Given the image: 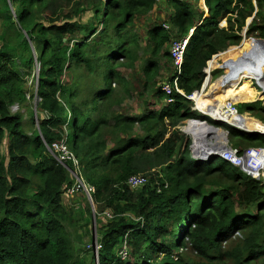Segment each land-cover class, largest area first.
I'll use <instances>...</instances> for the list:
<instances>
[{
  "label": "trees",
  "instance_id": "trees-1",
  "mask_svg": "<svg viewBox=\"0 0 264 264\" xmlns=\"http://www.w3.org/2000/svg\"><path fill=\"white\" fill-rule=\"evenodd\" d=\"M165 1L179 8L168 17L170 30L160 23L147 28L145 49L150 56L142 66L146 84L158 75L160 59L172 65L165 48L173 37L189 35L180 73L171 69L164 81L178 77L185 94L199 89L203 68L213 54L240 43V32L251 16L240 52L251 55L264 45V0H204L208 9L204 17L203 10L195 11L190 3ZM0 4V15L7 23V30L0 34V264H84L69 234V227L86 224L82 209H66L62 201L73 179L48 150L59 141L75 154L80 175L96 189L98 264L264 261V185L223 159L191 157L189 139L177 126L186 118L204 116L191 110L189 99L173 90L172 101L159 109H147L140 116L116 115L113 123L107 116L115 92L112 84L123 85L129 92L118 68L132 67L139 58L134 20L151 11L153 0H0ZM66 7L72 8L70 13L64 12ZM86 11H90L89 21H82L78 14ZM223 19L225 25L220 26ZM234 53L230 48L217 57L222 55L229 62ZM256 54L253 60L264 54V47ZM231 66L220 84L215 81L216 95L254 99L252 84H230ZM22 67L28 71L22 73ZM67 73L70 78L63 81ZM24 75L36 76L42 114L30 133L22 115L10 110L13 103L26 99ZM154 94L160 99L165 96L160 86ZM201 96L209 95L201 92ZM214 97L209 98L216 105ZM240 104L264 122L259 99ZM135 127L142 134H132ZM185 129L200 144L202 131L211 130L204 122ZM229 132L235 146L264 145V134ZM111 137L114 144L108 146ZM66 165L71 167L70 162ZM131 174H145L148 181L132 190L126 184ZM32 176L38 182L30 192ZM105 209L111 210V217H100ZM126 211L132 217L122 214ZM75 212L80 216H74ZM235 231L243 232L240 243L223 250L222 242ZM124 241L132 260L119 255ZM188 246L200 261L180 252ZM88 249L92 250L90 245ZM91 262L97 264L92 251Z\"/></svg>",
  "mask_w": 264,
  "mask_h": 264
},
{
  "label": "rangeland",
  "instance_id": "rangeland-1",
  "mask_svg": "<svg viewBox=\"0 0 264 264\" xmlns=\"http://www.w3.org/2000/svg\"><path fill=\"white\" fill-rule=\"evenodd\" d=\"M191 7L195 8V6H198V0H193V3H190ZM0 4V8H1ZM178 6H175L174 4L169 5L166 1L163 2L161 1L160 3L156 4L154 8L148 12L146 15H141L135 18L134 20V26L135 29L137 30V33L139 35V44L141 49L138 52L139 58L134 62V65L132 67H124L121 66L118 68V71L122 75V77L125 80V87L129 89V92H126L124 90V86L120 85L116 82L112 84V86L115 89V92L113 94V101L109 104L108 109H107V116L110 119V123L112 122V118L116 115H131V116H136L140 115L141 113L145 112L147 109H159L160 106H162L161 100L154 94L156 89L160 86V84L165 80L166 76L168 75V69L170 70V66H167V63L165 62L164 59L159 60V66H160V71L158 75L152 80L151 82L146 84L145 81V76L142 72V66L144 64L145 59L149 58V51L145 49L147 46L146 44V31L147 28L152 25V24H162L163 22L169 23L167 20V16L173 12L175 9H178ZM173 9V10H172ZM70 10L72 8L66 7L64 12L70 13ZM79 17H81L82 21H89L90 18V11H86L85 13H79ZM73 19H76V17H73ZM61 20H57L56 23H58ZM6 20L4 19L3 16L0 15V34L4 33L7 28H6ZM171 27L168 29L170 30ZM3 43V39L0 38V46ZM169 43L165 50H168ZM242 46V45H241ZM264 45L259 46L256 48L254 51V54L247 55L244 54L243 57H238L236 60H234L233 63V69L236 67L239 63L241 62H247L246 67L250 69L251 72L253 70L255 72L263 73L264 72V54L259 55L257 59L253 60L254 55L256 54V51H258L259 48H263ZM247 48V47H246ZM240 49H243L240 47ZM245 49V48H244ZM242 51V50H241ZM241 53V52H240ZM238 54V53H237ZM236 55V53H235ZM235 57V56H234ZM241 58V60H239ZM239 60L238 62H236ZM23 71H28L27 67H22V73ZM34 75H37L38 73V68L34 69L33 71ZM233 70L228 74V77L230 78V84L232 83L233 85H242V86H249L252 84L251 81V75L249 74L247 69L241 70L238 74L230 77L231 73ZM221 74L216 76L214 79H212L213 83L216 79L220 77ZM226 73H223V76H221L218 79V84L221 83V80H223L224 76ZM24 78L27 79V81L23 84V89L26 92V99L20 103H13L10 106L11 112H18L22 115V118L24 120V128L28 133L32 129H36L38 127V122L40 120L41 110L39 106L37 105L39 97L37 96V83H36V76L31 78V76L24 75ZM70 78V74L67 73L66 75L63 76V81H66L67 79ZM210 85H208L209 87ZM253 88L255 90H258L259 87L256 85V83L253 81L252 84ZM207 95L209 97L214 96L217 94L218 90L217 89H212V88H207L206 89ZM222 98H230L226 96H221ZM258 99L254 98L252 101H249L248 103L254 102L253 100ZM206 103H209V101H202L201 106L205 107ZM241 102L237 103L238 108L241 113H248L247 109L240 104ZM248 106H252V104H247ZM226 126V125H224ZM228 129H232L229 126ZM142 134V131L138 128L135 127L133 129L132 134ZM108 146H112L114 142L112 141V137L108 138ZM231 139V137H230ZM202 142H205V140L201 139ZM232 141V140H231ZM62 143V144H61ZM54 144V143H53ZM57 145V146H55ZM64 145L66 146L63 141L56 142V144L52 145V147H48V150L54 154V157L56 158L57 162L61 163V153L59 155V147L61 149H64ZM4 155L6 154V148L5 144L3 145L2 149ZM59 151V152H58ZM78 160V159H77ZM7 161V160H6ZM215 162H219L220 158L214 159ZM62 164V163H61ZM63 165V164H62ZM79 165V171H80V163L78 161ZM64 166V165H63ZM68 171L69 168L67 166H64ZM38 182V179L36 176H32L30 178V188L29 191L31 192L36 188V183ZM159 191V190H157ZM70 190H64L62 193V201L64 202V206L67 208H74L75 211H78L79 209H82V220L85 219V225L82 227H79V225L74 226V227H69V234H70V239L72 240V245L74 247L75 252L78 254V258L84 262V264H92L91 262V251L88 249V245L91 244L89 241L90 235L92 236V241L95 238L96 235V229H95V222L94 218L92 216V213H88V204H87V199L84 191L80 192L77 191V193L73 192L70 193ZM94 210H95V205H94ZM107 210V209H105ZM110 215L111 210H107ZM105 212V211H104ZM103 212V215L101 214L100 217H107L105 216ZM74 216H80V213L75 212ZM131 212L126 211L122 214H126L127 216H131ZM103 216V217H102ZM111 216H108L109 218ZM243 232L237 233L236 235L232 236L230 239H228L226 242L222 243V249L223 250H229L232 246L238 245L243 237ZM93 248L94 247V242H93ZM93 252V251H92ZM180 252L183 253L186 257H189L193 260L200 261L199 256L197 253H195L194 250L188 246L187 248H182L180 249ZM95 254V253H94ZM127 259L132 260V256L129 255L127 256ZM250 264H264V261L262 260H255L251 262Z\"/></svg>",
  "mask_w": 264,
  "mask_h": 264
},
{
  "label": "built area",
  "instance_id": "built-area-1",
  "mask_svg": "<svg viewBox=\"0 0 264 264\" xmlns=\"http://www.w3.org/2000/svg\"><path fill=\"white\" fill-rule=\"evenodd\" d=\"M162 0H153L154 3L161 2ZM225 21L222 20L220 22V26L224 25ZM162 27L165 29H169L170 25L166 22L162 23ZM192 28L189 30V34L192 32ZM188 36L185 37H173L170 40L168 51L172 60V66L173 71L177 75L181 71V65L183 61V55L185 51V47L187 44ZM212 60V59H211ZM209 60L208 63L211 61ZM210 65L208 64V68H205L204 71L206 72L205 80L206 81L210 75L209 69ZM259 78L256 76L251 77V81L253 84V81L256 83V85L259 87L256 91V98H259L262 103L264 104V72L259 73ZM178 77H174L171 81L163 82L161 85V90L165 93V103H170L172 101V97L170 94L173 90L183 94L186 98L192 100L193 105L192 109H196L200 112H205L211 117L224 122L238 130H249L253 131L255 130L258 133L264 134V122H261L259 120H255L259 123V126L246 125V119H251L248 115L239 113L237 103L235 100L226 98L223 103L218 105L217 107H212L211 109H208V107H200L198 105L197 99L195 98V92H192L191 94H185L178 86L177 84ZM205 88V87H204ZM203 88V84L201 85L200 92H203L205 90ZM258 94L261 95V97H258ZM193 122H198V120L195 119H187L182 125L179 126V128L182 131L186 132L185 127L190 125ZM256 123V122H255ZM188 134V133H187ZM191 136V144H190V153L193 158L196 159H207L209 158L212 153L218 152L220 156L229 161L233 166L238 167L241 171H243L248 176H251L252 178L258 179L261 181V183L264 184V146H245L243 148L233 146L229 140H221L219 137H216L213 134L206 133L203 135V138L205 142L208 143V149L207 150H200V147L198 144L199 138L194 137L190 133ZM225 142V143H223ZM56 144V142L54 143ZM53 144V145H54ZM62 144V143H61ZM222 145V147H221ZM57 146V145H55ZM62 147V146H61ZM59 147V155L61 153V163L64 166L66 165V162H71L73 168H69L70 175L73 179V184L67 189L70 190V193H73L78 190L84 191L86 198L91 202V205L93 207L92 203V194L94 193L95 189L94 186L91 184H87L83 177L80 175L79 171V165L77 157L74 155L73 152H71L67 146L64 145V149H61ZM220 148V149H219ZM200 150V151H199ZM148 181V176L145 174H131L126 179V184L131 189H136L139 187L144 186ZM105 216H111L108 211L104 212ZM96 245V242H95ZM98 245H96V248ZM121 255L124 257L126 255V245L123 246V249L121 250Z\"/></svg>",
  "mask_w": 264,
  "mask_h": 264
},
{
  "label": "clouds",
  "instance_id": "clouds-1",
  "mask_svg": "<svg viewBox=\"0 0 264 264\" xmlns=\"http://www.w3.org/2000/svg\"><path fill=\"white\" fill-rule=\"evenodd\" d=\"M202 2H203V4L205 5V3H204V0H202ZM204 8H207L206 7V5H205V7ZM207 10V9H206ZM224 20V19H223ZM225 21V20H224ZM247 23V22H246ZM169 24V23H168ZM170 25V24H169ZM225 25V24H224ZM224 25H222V26H224ZM244 27H246V25L244 26ZM244 27L242 28V30H241V32H242V39L241 40H245V36H243V33H244ZM164 28V27H163ZM166 30H168V29H166ZM246 32V31H245ZM243 44V43H242ZM213 56V55H212ZM209 60H211V58L209 59ZM209 60H207V62H206V65H205V67L203 68V71H204V69L205 68H208V64L210 65V66H212L211 64H210V62L208 63V61ZM212 61V60H211ZM183 62V61H182ZM216 63V62H215ZM172 66V65H171ZM38 68V67H37ZM172 69H173V66H172ZM209 69H210V67H209ZM173 73H174V71H173ZM174 74H176V73H174ZM222 75H220V77L221 76H223V73H221ZM205 76H206V72L204 71V77H203V80H202V83H201V85L203 84V88L205 89V90H203V92H206V89L207 88H212V89H216L217 88V84H215V81L216 80H218V79H216L213 83H211L212 82V79H214V76L212 77V75H211V70H210V75H209V77H208V79L206 80V81H204L205 80ZM168 81H171V80H168ZM163 82H166V81H163ZM162 82V83H163ZM162 83L160 84V89H161V85H162ZM201 85H200V87H199V89H196V90H194L193 92H195L196 91V93H201L200 92V88H201ZM208 85H210L209 87H208ZM255 90V89H254ZM175 91V90H174ZM177 92V91H176ZM256 92V91H255ZM164 93V92H163ZM165 94V93H164ZM181 94V93H180ZM191 94V93H190ZM183 95V94H182ZM166 96V95H165ZM165 96H164V99H165ZM209 97V96H208ZM256 98V97H255ZM188 99V98H187ZM230 99H233V98H230ZM259 99V98H258ZM190 100V99H189ZM234 100V99H233ZM255 100H257V99H255ZM260 100V99H259ZM191 102H192V100H190ZM236 101V103H239V102H241V103H243V102H249V101H252V100H249V101H239V100H235ZM254 101V100H253ZM261 101V100H260ZM165 103V102H164ZM261 103H262V101H261ZM166 104H169V103H165V105ZM192 105H193V102H192ZM192 105H191V110H193V111H196L197 113H199V114H201V115H203L204 117H198V118H195V117H191V118H186V119H184L177 127L179 128V126L180 125H182L187 119H195V120H198L200 123H203V122H205V123H207L213 130L215 129H220V130H222L223 131V139H221V140H229V142L233 145V140L232 139H230V132H229V129H228V127H226V126H229V127H231L232 129H234V130H237V131H244V132H252V131H249V130H238V129H236V128H234V127H232V126H230V125H228V124H226V123H224V122H221V121H219V120H217V119H215V118H213V117H211L210 115H208L207 113H203V112H200V111H198V110H196V109H192ZM218 105H220V104H217V105H214L213 103L211 104V103H208L207 105H206V107H208V109H211L212 107H217ZM262 105H264L263 103H262ZM237 107H238V105H237ZM238 110H239V108H238ZM239 113H241L240 112V110H239ZM241 114H244V113H241ZM246 115H248L252 120H259V119H256V118H254V117H252L249 113H245ZM209 119L210 120H212L213 122H211V121H209ZM259 121H261V120H259ZM261 122H263V121H261ZM193 123H198V122H193ZM192 123V124H193ZM224 125H226V126H224ZM179 130L181 131V132H183L185 135H186V140L187 139H189V146H188V148H189V152H190V144H191V136H190V132L188 131V130H186V132L185 131H182L180 128H179ZM188 133V134H187ZM206 133H208V134H213V135H215L214 133H213V131L212 130H208V131H206V132H203L202 131V135H205ZM252 133H258V132H252ZM216 136V135H215ZM194 137H196V136H194ZM217 137V136H216ZM220 139V138H219ZM232 140V141H231ZM223 143H225V142H223ZM233 146H235V145H233ZM248 146H250V145H248ZM252 146H264V145H252ZM221 147H222V145H221ZM236 147H240V146H236ZM245 147V146H244ZM240 148H243V147H240ZM220 149V148H219ZM219 155V157H216V158H220V159H223L221 156H220V154L218 153V152H214V153H212V155L209 157V158H207V159H196V158H193L192 156V158L194 159V160H198V161H208V160H210V159H216L215 157H214V155ZM75 155V154H74ZM190 155H191V153H190ZM223 160H225V159H223ZM225 161H227V160H225ZM227 162H229V161H227ZM71 163V162H70ZM231 164V163H230ZM232 165V164H231ZM233 166V165H232ZM68 167V166H67ZM234 167H236V166H234ZM68 168H73L72 167V163H71V167H68ZM236 168H238V167H236ZM239 169V168H238ZM240 170V169H239ZM241 171V170H240ZM242 173H244L243 171H241ZM69 173H70V171H69ZM245 174V173H244ZM245 175H247V174H245ZM248 176V175H247ZM249 177H251V176H249ZM252 178V177H251ZM253 179H255V178H253ZM256 180H258V179H256ZM258 181H260V180H258ZM261 182V181H260ZM261 184H263V183H261ZM92 185V184H91ZM264 185V184H263ZM140 188V187H139ZM94 189H95V187H94ZM137 189V188H136ZM136 189H132V190H136ZM95 191H96V189H95ZM95 191H94V193H95ZM94 193L92 194V203H93V207H92V205H91V202L87 199V203H88V205L90 206V209H91V213H92V216H93V218L95 217V210H94V205H95V203H94V201H93V195H94ZM104 211H107V210H104ZM107 218V217H106ZM240 231H235L234 233H233V235L232 236H234V235H236L237 233H239ZM231 236V237H232ZM93 242H94V247H95V249L93 248ZM95 242H96V245H98V247L96 248V245H95ZM223 242H226V240L225 241H223ZM222 242V243H223ZM90 246H91V248H92V251H93V254H94V257H95V260H96V263H97V257H98V249H99V247H100V245L98 244V241L94 238V240L93 241H91V244H89ZM124 245H126V255L124 256V257H122V255H121V250L123 249V246ZM128 253H129V251H128V247H127V244H126V242L124 241L123 242V244H122V246H121V248H120V250H119V255L121 256V258H123V259H125V258H127V256H128ZM98 264V263H97Z\"/></svg>",
  "mask_w": 264,
  "mask_h": 264
},
{
  "label": "crops",
  "instance_id": "crops-1",
  "mask_svg": "<svg viewBox=\"0 0 264 264\" xmlns=\"http://www.w3.org/2000/svg\"><path fill=\"white\" fill-rule=\"evenodd\" d=\"M163 2H165V0H162ZM183 2H187V3H193V0H182ZM158 3H160V2H158ZM158 3H154V6L156 5V4H158ZM154 6H153V8H154ZM152 8V9H153ZM193 8V7H192ZM151 9V10H152ZM173 10V9H172ZM194 10L195 11H201V10H203V17L204 16H206V14H207V10H206V8H204L203 6H202V1L201 0H198V6L196 7L195 6V8H194ZM172 13V12H171ZM170 13V14H171ZM169 14V15H170ZM169 15L167 16V20H168V17H169ZM250 18V17H249ZM248 20V19H247ZM241 33V35H242V32H240ZM241 42H242V40L240 41V43L239 44H231V45H229L228 47H227V49L226 50H224V51H221V52H218V53H215V54H213V56L211 57V59L213 60L215 57H217L219 54H221L222 53V55L223 54H225V53H227L228 51H229V49L230 48H232V50L236 53V55H235V53H234V55H233V57L230 59V61L229 62H225L224 61V58H222V55L220 56V57H217L216 58V63L215 64H213L212 66H210V69H211V75H212V77L214 76V78L216 77V76H218L219 74H221V73H225V72H227V71H229V70H231V68H232V64L234 63V60H236L238 57H243L244 56V53H240V47H241ZM238 53V54H237ZM235 56V57H234ZM239 60H241V58L239 59ZM239 60H237L236 62H238ZM167 66H168V64H167ZM229 66H231V67H229ZM170 67H171V65H170ZM172 68H170V70H171ZM173 70V69H172ZM214 71H217V73L214 75L213 74V72ZM168 75H169V69H168ZM168 75L166 76V78H168ZM222 75V74H221ZM165 78V79H166ZM162 91V90H161ZM163 92V91H162ZM159 100H161V103H162V106L163 105H165V103H164V97L162 98V99H160L159 98ZM162 106H160V107H162ZM159 107V108H160ZM146 112V111H145ZM144 113V112H143ZM143 113H141V114H143ZM140 114V115H141ZM140 115H136V116H140Z\"/></svg>",
  "mask_w": 264,
  "mask_h": 264
},
{
  "label": "bare ground",
  "instance_id": "bare-ground-1",
  "mask_svg": "<svg viewBox=\"0 0 264 264\" xmlns=\"http://www.w3.org/2000/svg\"><path fill=\"white\" fill-rule=\"evenodd\" d=\"M244 43V42H243ZM248 62H251V60L250 61H247V62H241V63H239L236 67H234V70H233V72L231 73V75H230V77H232V76H234V75H236V73H238V72H240L241 70H243V69H247L248 70V72H249V74L251 75V76H255L254 74H253V72H254V70H253V72H251L250 71V69H248L246 66H243V67H241L242 65H244V64H246V63H248ZM257 73V72H256ZM256 77H258L259 78V74L257 73V76ZM229 78V77H228ZM197 95H198V98H196L197 99V102H198V105L200 106V107H202L201 106V102L202 101H209V103H211L212 104V100H210V98L209 97H202L201 96V93H196ZM216 100V105L217 104H221V103H223V101L226 99V98H220V95H215V97H214ZM208 103H206V105H207ZM215 105V104H214ZM202 108H204V107H202ZM256 122V123H255ZM205 123V122H204ZM207 124V123H206ZM257 125V126H259V123L257 122V121H254V120H252V119H246V125L247 126H251V125ZM208 125V124H207ZM209 126V125H208ZM210 127V126H209ZM210 129L214 132V134L217 136V137H219L220 139H223V131L222 130H220V129H212L211 127H210ZM197 145H199V147H200V150H207L208 149V143L207 142H202L201 144L200 143H198ZM199 150V151H200Z\"/></svg>",
  "mask_w": 264,
  "mask_h": 264
},
{
  "label": "water",
  "instance_id": "water-1",
  "mask_svg": "<svg viewBox=\"0 0 264 264\" xmlns=\"http://www.w3.org/2000/svg\"><path fill=\"white\" fill-rule=\"evenodd\" d=\"M207 9V8H206ZM207 11H208V9H207ZM251 19H252V16L250 17V18H248V20H247V23H246V25L251 21ZM244 33H243V36H245V31H246V27H244ZM244 42V39L242 40V42H241V44ZM255 53V52H254ZM253 53V54H254ZM252 132H256L255 130H253ZM214 157L216 158V157H219V155H214Z\"/></svg>",
  "mask_w": 264,
  "mask_h": 264
}]
</instances>
